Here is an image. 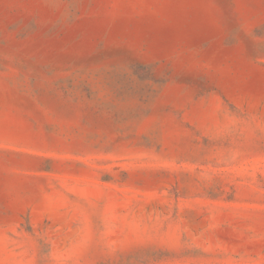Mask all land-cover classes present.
<instances>
[{"label": "rangeland", "instance_id": "obj_1", "mask_svg": "<svg viewBox=\"0 0 264 264\" xmlns=\"http://www.w3.org/2000/svg\"><path fill=\"white\" fill-rule=\"evenodd\" d=\"M0 264H264V0H0Z\"/></svg>", "mask_w": 264, "mask_h": 264}]
</instances>
